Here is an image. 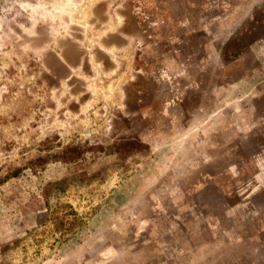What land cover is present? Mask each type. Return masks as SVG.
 Returning a JSON list of instances; mask_svg holds the SVG:
<instances>
[{
	"label": "rangeland",
	"instance_id": "obj_1",
	"mask_svg": "<svg viewBox=\"0 0 264 264\" xmlns=\"http://www.w3.org/2000/svg\"><path fill=\"white\" fill-rule=\"evenodd\" d=\"M201 140L227 144L221 166H264V0H0V264H57L126 207L153 225L154 264H248L264 213L216 190L264 182H186ZM202 188L218 246L185 245L184 197Z\"/></svg>",
	"mask_w": 264,
	"mask_h": 264
},
{
	"label": "crops",
	"instance_id": "obj_2",
	"mask_svg": "<svg viewBox=\"0 0 264 264\" xmlns=\"http://www.w3.org/2000/svg\"><path fill=\"white\" fill-rule=\"evenodd\" d=\"M193 92V88L188 91L191 100L193 98ZM214 114L215 113H213L212 116H214ZM254 117L256 118L257 116L255 115ZM248 135H250L249 137L251 138L253 133L246 131L245 137ZM252 144H256V142H252ZM252 144L251 142H248V145L245 142H233L232 147L230 146L231 144L229 145V149L244 150L248 147L250 148ZM185 145L186 149L192 148L193 150L192 159L191 161L190 159H186L187 165L184 168V171H187L186 173H188L186 174L188 176L184 179L186 182L223 181L226 176L230 177H228L229 180H235V175L238 176L237 181H241L246 184L257 181L264 182V166L258 163L255 164V166H260V168H258V170L252 175L248 172V169L244 168V166H234L231 164L225 167L224 165L221 166L218 163V159L223 161L224 153L219 151L224 150V146L227 145L225 143L201 140L193 143L185 142ZM210 151H214V154H210ZM251 155L252 158L257 161V154L253 153ZM242 157L244 158V155H242ZM211 162L214 163L213 167L217 170L215 173H209L207 171V167ZM220 166L221 168H219ZM203 190V188L198 189L195 191V194L191 192L190 196L185 194L184 197L186 200L184 201L183 225L186 246L200 245V247L203 248L210 245L218 246L222 243L219 238V234L217 233L219 230L218 227L216 229V233H213L211 240L206 237V233L208 231V221L211 218H209L205 212L206 207L204 205ZM178 196L181 197V195ZM216 196L220 199L229 198L231 196L235 198H247L248 202L251 203L253 201V207L249 206L247 213L255 215L264 213V209H257V201H255V199L264 196L263 191L258 192L256 189L252 190L249 188L242 191L230 190L229 193L226 194L225 190H216ZM194 198H200L203 200L198 201ZM222 208L224 209L225 207L222 206ZM233 208L231 210H233ZM237 208L239 209V207ZM123 210L124 211L121 212L122 216L120 217V228L114 227L113 225L115 224L111 222L107 223L108 229L99 234H94V232L91 233V230L93 231V229H91L90 224L88 227L78 231L79 235L76 234V238L73 239L72 244H68L67 247H63L64 249L61 252V256L57 260V264H154L148 257H145L143 253H140L141 248L149 241V237H147V235L149 236L150 234L146 232V230L150 232L153 225L147 224V222L144 221L145 216L143 214L141 215L139 211H130L128 207L123 208ZM173 217L177 219L175 211H173ZM134 230H136L137 233L134 232ZM221 233H224V229ZM234 239L237 241L238 237L234 235ZM247 242L254 249V251L257 252L248 254V264H264V239L251 238ZM68 243H70V241H68ZM130 246L133 247L131 251L132 253L130 252ZM257 248L258 250L261 249L259 250L260 252H258ZM253 249L251 251H253ZM198 256L199 258L196 260L202 264L204 260L210 261L208 253H201L197 255V257ZM216 257L223 258L220 261H223L225 257L234 259V261L240 259V263L242 258L246 257V255L232 253L227 255L217 254ZM191 261H193L192 255L185 257V262Z\"/></svg>",
	"mask_w": 264,
	"mask_h": 264
},
{
	"label": "trees",
	"instance_id": "obj_3",
	"mask_svg": "<svg viewBox=\"0 0 264 264\" xmlns=\"http://www.w3.org/2000/svg\"><path fill=\"white\" fill-rule=\"evenodd\" d=\"M45 222H46V221H43V222H42V225L45 224Z\"/></svg>",
	"mask_w": 264,
	"mask_h": 264
}]
</instances>
